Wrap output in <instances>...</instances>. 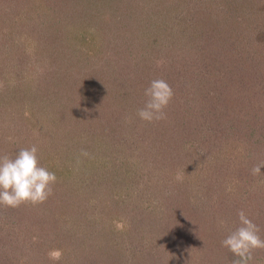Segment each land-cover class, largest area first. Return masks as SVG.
Masks as SVG:
<instances>
[{
  "label": "rangeland",
  "instance_id": "obj_1",
  "mask_svg": "<svg viewBox=\"0 0 264 264\" xmlns=\"http://www.w3.org/2000/svg\"><path fill=\"white\" fill-rule=\"evenodd\" d=\"M66 4L71 17H75V21L74 25H71L72 36L63 38L62 43L64 44H61L67 48L78 46L77 35H81L83 31L86 32L84 48L79 49V51L76 50L78 55L83 52L81 54L83 58L81 59L80 56V61L77 64L74 63L76 66L72 67L71 71L78 72L81 76L85 75L91 79L89 69L95 67L96 75L101 74L98 85L105 90L102 89L104 91L102 116L103 122L108 125V128L105 132H100V135L97 134L93 141L92 136L94 135L90 134L88 128L83 129V127H79L81 124L76 125L74 127L79 130L75 132V129L65 121L64 126L66 129L63 131L67 134L62 136H68V138L63 137L64 139H59V141L56 138L53 139L56 132L58 133L56 125L59 126L61 123L54 125L55 121L53 120L49 123L48 117L51 119L56 117L61 120L60 109H62L61 106L65 105V101L58 99V101L52 102L48 97H38L36 99L37 96L30 95L29 91H26L29 90L27 86L24 85L26 87L24 89L25 87L22 84L20 85L19 82L25 78L35 80L34 77H38L40 72L44 73L49 67L47 65L51 63L50 51L53 50L52 52L55 53L54 51L59 44L49 41L48 46L43 47L41 43L34 45V41L31 43L26 41L24 46H17L15 43V46H13L19 48L18 50L26 49V53H24L31 57L23 65L20 64L17 58L19 57L18 51L13 52L11 50L10 52L8 48L5 50V47L0 45L2 53L0 56V65H2L0 67V141L6 139L5 135L9 134L6 133L7 130L13 129L15 131L17 127L21 129L18 132L23 139H18L17 142V144H21L20 149L25 145L24 138H27L29 142L25 145L26 147L36 145L37 148H43L41 151H52L58 143L61 149L70 153L69 156L62 158L60 163V166L70 169L68 172L70 183L64 185L58 181L53 186V194H55L53 199H57V202L61 200L63 204L67 203L65 219L59 217V220L63 222L64 227L66 226V235L67 233L70 234L68 238L75 240L73 242L75 244H71V248L73 246L76 248L71 249L70 254L82 257L79 260L82 264H232L231 257L229 258V254L225 252L226 248L224 246L222 248L225 250L216 248V243L220 245L222 240L218 236L217 240H213L215 235L212 233L210 221L215 219V216L206 212L204 214L201 210L204 208L205 203L209 204L213 200L202 199L204 197L201 186L189 187L188 184L179 183L177 187L179 191H176L177 188H175L174 193L176 194L172 196L170 202L172 206L177 207L178 217L182 214L180 220H188L189 213L187 214L186 210H189L188 208L191 206L193 210L196 208L197 211L202 213H199L201 217L194 224L196 228L191 230L192 227L189 226L187 229L180 230L181 235L176 238L180 239L179 243H174L172 241L174 239H171V236L168 235L171 233L169 232L171 224L168 221L169 208L167 209L164 206L165 189L168 186L169 177L172 181H179L181 172L177 164L174 165V169L167 171L166 167H160V162L152 161L153 159L149 156L155 155L153 151L154 144H156L154 132L152 128L148 127L150 123L141 120L137 115L138 110L144 106L147 100L145 90L150 86L151 81L163 79L171 87L179 84L180 77L175 74L176 71L173 74L171 73L170 77L168 67L171 66L170 62L173 63L174 59L175 64L179 65L182 57L175 58L174 51L167 50L169 42L167 44V41H165L166 47L163 46V39H160L155 50L158 52V56L154 57L153 54L149 61L145 56L144 62L148 61L145 66L134 64L131 55L125 61H121L119 50L124 46L121 41L131 44V38L134 37L135 39L136 37L137 40V36L128 35L130 33L129 27L134 24L144 23L151 28L155 21L161 22L165 14H168L166 19L170 24L184 25L187 28L185 29L186 32H192L193 29L197 30V27H192L193 25L203 29L201 25L204 23L209 24L212 20L214 25L212 24L210 34L218 41L224 43L228 41L230 43L231 39H237L242 33L245 35L244 42L239 43L243 44L239 45L243 49L241 51L243 53H238L235 47H229L223 59H228L230 63H233V59L236 58L238 62L235 64L242 67L241 64L246 63L239 61L240 57L243 59L252 58L249 62L247 60L248 65L246 68L254 74L259 73L262 83H264V36L258 35L260 31L264 32V0H67ZM82 18L88 23L82 24ZM135 19L136 21H133ZM203 27L206 28L207 26ZM201 39L202 36L194 43ZM43 50L44 54H42ZM110 51H113L114 55L109 56ZM48 52L49 54H47ZM88 53L91 56L93 55L92 58ZM96 54L97 59L95 61ZM85 55L87 56L85 57ZM106 55H108V58L103 60L102 58H105ZM160 56L163 59L162 61L159 60ZM164 62H166V65L163 64ZM107 63L110 67L118 63L119 66L115 68L116 70L120 69L121 64H127V67L122 65V70L129 68V66L133 67L126 70L127 73L133 72L134 77L136 76L131 87L127 89L129 93L118 95V91L124 89L125 86H120L119 83L115 84L111 73L108 75L100 73V71L108 70ZM250 63L252 64L250 65ZM176 68L180 69L179 66ZM193 70H195L194 66H192ZM219 70H212L215 74V78H213L215 79V85H219L223 81L221 78H216L217 74H222L218 72ZM15 81L19 82L15 83ZM32 83L34 84L35 81H32ZM115 90H118L117 95H115ZM30 102H35L33 107H38L35 110L37 117L32 118L37 123L34 127L26 128L28 117L26 119L25 116L28 115H22V112L25 109L30 110ZM44 104L46 107L50 106L41 110ZM66 104L71 109L69 107L66 109L67 106L65 105L66 107L64 106L62 110L67 111L68 115H71L72 110L76 111L75 109H77V113L83 111L79 106H74L73 103L72 105ZM136 104H142V106H136ZM170 109L171 103L165 110L167 118L163 121L172 124L176 122L174 121L176 118H170ZM43 111L48 116L44 114V119L41 115ZM211 113H214V111ZM205 115H197L196 118H193L196 122H191L194 125L198 124L195 128L204 130V126L211 123L214 124L213 129L218 130L214 132L220 134L222 124H216L213 114L208 115L206 113ZM221 115L227 116L228 114L221 113ZM65 120H67V117ZM239 120L240 123H243L241 119ZM201 124L203 127L200 128ZM60 127H62V124ZM197 131H192L195 133L191 134L185 125L179 130H174L171 136L176 135V141L178 142L167 136L168 138L160 147L157 145L163 150V153L158 155L159 158L158 156L156 158L165 159V161L174 158L175 151L173 153L171 151L174 146H179L181 141H184L183 146L185 148L194 153L202 152L203 155H212L204 152L209 151V144H215L214 146H216V142L219 141L223 133L218 137L213 132H209L208 136H199ZM12 134H14L13 131ZM166 134L169 135V132L167 131ZM125 136L132 137V139H129L132 144L135 142L132 149L130 148L132 144L122 142ZM17 137L20 136L17 135ZM149 142L154 144L151 145ZM82 150H86L89 156L81 155ZM230 151L236 150L230 149ZM214 158L213 151V158L211 159ZM257 158H254L255 161L250 160L252 162H245L247 159L244 160V163L231 162V167L236 168L235 176L240 173L244 175V184H250V180L253 179L251 169L254 165L261 163V158ZM204 159L208 160L207 157H204ZM215 162L216 160H213L211 166L207 163V166H209L206 170L207 174H211V170L213 175H216L218 171V174L220 173L222 168L221 166H218L219 168L214 167ZM170 166L172 165L170 164ZM217 168L221 169L218 170ZM261 175L264 176V167L261 168ZM218 182H221V178ZM148 191L149 195L145 194ZM65 192L66 200L62 197ZM180 193L184 195H179ZM189 194H191L192 201L185 199ZM155 202L162 203L160 205L161 209L165 210L162 212L160 210V212L156 211L153 209L154 206L153 208L150 206L148 210L144 209V203L154 204ZM187 202L189 203L188 206L186 205ZM41 205L44 208L42 211L46 209L48 214L43 213L39 208L35 209V205L28 204L21 205L16 211L26 228L23 231L24 235L31 233L37 235L44 233L47 235L49 230L55 229L57 231L60 228L58 223H53L50 217V214H54L53 210L46 208L43 203ZM72 206L75 207L73 211ZM172 216H177V213ZM233 216L228 217L227 220L222 215L219 218L224 223L228 221L234 231L239 226V220L236 219V216L238 218L237 212L236 216ZM75 219L78 224L73 227L72 222ZM260 222V234L264 238V214ZM80 224L83 227H79ZM35 226H37V229L34 228ZM230 232L228 231L227 235ZM48 238L51 239L47 241L49 244L43 243L40 245L30 241L23 244L22 247L20 246L15 254H19L23 258L24 264H27L28 261V264H56L57 261L51 260L48 253L52 250L62 252L56 244L60 246L59 244L63 241L55 244L56 241L52 240V236ZM188 241L192 243L191 246L188 245ZM168 245L175 249L168 251ZM14 262L8 264L19 263V261ZM250 264H264V250H256L254 260Z\"/></svg>",
  "mask_w": 264,
  "mask_h": 264
},
{
  "label": "trees",
  "instance_id": "obj_2",
  "mask_svg": "<svg viewBox=\"0 0 264 264\" xmlns=\"http://www.w3.org/2000/svg\"><path fill=\"white\" fill-rule=\"evenodd\" d=\"M66 1L67 0H0V45L1 47H5V50L8 48V51L10 52L11 50L13 52L18 51L19 57L17 58L19 59L20 64L23 65V63L28 62L29 58L31 59V57L25 54L26 49L18 50L19 48L13 47L15 46L14 43L17 46H24L26 41L30 43L34 41V45L41 43L43 47L48 46L49 41L57 42L59 44L58 48H56L57 51H54L55 53L52 52L53 50L50 51L51 63L50 65H47L49 67L44 71V73L40 72L38 77H34L35 80H33V78H25L21 79L20 82L15 81V83L19 82V84H22V86L26 85L29 89L26 91H29V94L34 97L37 96L36 99H38V97H48L52 100V102L61 99L65 101L64 103L66 106V103L71 105L73 103L74 106L77 105L81 110H83L82 112L77 113V109H75L76 111L72 110L73 112L71 115H68L66 113L67 111L62 110L65 105L61 106V120L57 119L56 117L51 119L43 111L41 115L43 116L45 114L48 117L49 123L51 120H53L55 121L53 123L54 125L59 123L62 124V127H60L61 124H59V126L56 125L58 133L56 132V135L53 138L54 140L55 138L57 141H59V139H64L63 137L68 138V136H62L67 134L65 131H63L66 129L64 124L65 121H67V123H69L70 126L75 129V132H78L76 130H79L74 127L76 125L79 126L81 124L79 127H83V129L88 128L90 134L94 135L92 136V140L94 141V138L97 134L100 135V132H105L108 128V125H105L103 122L104 119L102 116V109L104 108L102 102L105 90L98 85L101 74L96 75L97 72L95 67H91L89 69L90 72L88 71L91 73L89 74V76H92L91 79L85 75L81 76L78 74V72L71 71L72 67L76 66L74 63L77 64V62L80 61V56L81 59L83 58L81 55L83 52L81 51L82 53L78 55L76 50L79 51V49L84 48L87 34L83 31L81 35H77V45H79L73 47L69 46L68 48H70V50H68L65 45H62L64 44L62 43L63 38H69L72 36L73 32L71 25H74L75 21V17H71ZM167 15L168 14H165L161 22L155 21L153 25L151 24V28H149L150 26L144 23L130 26V33L128 35L137 36L138 38L137 40L136 37L135 39L134 37L131 38V44L121 41L124 46H122V48L119 50V57L121 58V61H125L131 55L132 62L134 64L145 66L153 54L154 57L158 56V52L155 50L160 39L164 40L162 43L165 47V41H167V44L169 42V46H171L169 49V46L167 45V50H172V52L174 51L175 58L182 57L179 61V65L175 64L176 61L174 59V62H170L171 66L168 67L170 71V77L175 71V74L180 77L178 81L179 84L172 85L173 87H171L174 91V97L171 101L169 115L170 118L175 117L176 120L174 121L176 122L170 124L160 120L148 124V127L152 128L154 132V140L156 143L154 144L149 142L151 145L154 144L153 151L155 152L154 156L151 155L149 157L153 159L152 161H158L156 163L160 162V167H166L165 169L167 171L174 169V165L177 164L179 165L181 172L179 181H172L169 177V181L167 182L168 186L165 189L166 197L164 206H166L167 209L169 208L168 210L170 213L167 211L170 214L168 221L169 224H171L169 230L171 233L168 235L171 236V239H174L172 240L174 243H179L180 239L176 238L181 235L180 230H183V228L187 229L189 226L192 227L191 230L196 228L194 224H196L197 220H199L201 217L199 213L202 212H206L207 214L210 213V215L215 216V219L210 221L212 233L215 235L213 240H217V236L223 240L227 237L228 231H233V227L228 224V221L227 223H224L223 226H221L219 224V217L222 215L227 220L228 217H232L233 215L236 216V212L238 215L240 210H244V212L246 211L245 214L255 224H257L259 228H261L260 219L264 214V176H262L263 174L254 176L252 180L249 179L250 184L247 185L244 184V175L240 173L235 176L236 168L231 167V162L244 163L245 159H247L245 162H252L250 160L255 161V157H258L257 159L261 158L260 162L264 161V83H262L259 73L254 74L253 72H250L248 68H246L248 62L252 58L243 59L240 57L239 61L246 63L241 64L243 65L242 67L237 66L238 64H235L238 62V59L236 60V58L233 59V63H230V60L228 61V59H223L225 52L228 51L229 47H235V50L238 53H243L241 52L243 49L239 47V45L243 44L239 43L241 41L244 42L245 35L242 33L240 37L237 36V39H231L230 43L228 41L226 43L218 41L210 34L213 27L212 24L214 25V22L211 20L209 24L204 23L201 25L203 29L196 25L192 26L197 27L196 31L198 37L196 38L195 29H193L194 31L192 30V32H186V26H176L174 24H170L166 19ZM133 21H136V19ZM83 23L87 24L88 21L85 22V20L82 18V24ZM203 26L207 27L204 28ZM258 35L263 37L264 32L260 31V34ZM200 36H202V39L197 43H194L195 40L200 39ZM44 53L45 52L43 50L42 54ZM89 53L88 55L91 56ZM47 54H49V52ZM111 54L114 55V52L110 51L108 55L110 56ZM1 55L2 53L0 50V56ZM108 55L102 59L106 60ZM86 56L87 55H85V57ZM145 56L148 59L147 62H144ZM96 57L97 54L94 60L97 59ZM159 60H163L161 59V56ZM163 64L166 65V62ZM251 64L252 63H250V65ZM106 65H108V70L100 71V73H103V75H108L111 73L113 75V82H115V84L119 83L120 86H125V88L122 90H115V95H117V91L118 95L129 93L127 89L131 87L136 76L134 77L133 72L127 73L126 70H130L133 67L129 66V68L122 70V65H124L123 67H127V64H121L119 67L120 69L116 70L115 68L119 66L118 63L113 64V67H110L109 63ZM178 66L180 69L176 68ZM192 66L195 68L193 71ZM0 67H2V65H0ZM214 69H220L218 72L222 73L217 74L216 77L223 79L222 83L219 85L214 84L215 79L213 78H215V74H213L214 72L212 71ZM39 71H41V69H39ZM63 74L64 76H62ZM32 81H35V83L33 84ZM24 89H26V87ZM34 104L35 102H30V110L25 109L22 112V115H28L25 116V118L28 117L26 128L36 126L37 121L35 122L32 118L37 117L35 110L38 107H33ZM138 105L142 106V104H136V106ZM45 107L46 106L44 104V106L41 107V110H43ZM68 107L69 105L66 107V109H68ZM69 109H71V107H69ZM213 111L214 113H211ZM206 113L208 115L213 114L215 116L214 119L216 124H222L220 134H223L220 136L219 141L216 142V146H214L215 144H209V151L204 152L206 154L210 153L212 155H203L202 152L194 153L191 150L185 148V146H183L184 141H181L180 145L174 146L171 151V153L175 151L174 158H172L173 160L166 159L165 161V159H158L160 157L158 155L163 153V150L159 147L164 141H166L168 138L167 136L176 141L177 136H171V134L174 133V130L181 129L183 125H185L191 134L195 133L197 130H199L195 128V126L198 124L194 125V123L191 121L196 122L193 120V118H196L197 115L206 116ZM221 113H226L228 115L224 116L221 115ZM175 114L176 116H174ZM66 117L67 120H65ZM239 119H241L243 123H240ZM213 125L214 124L211 123L206 124L204 126V130L197 131L199 136H208L209 132H213L218 137L220 134L214 132L218 130H214ZM201 127H203L202 124L200 125V128ZM11 130L14 132V134H12ZM20 130L21 129L16 127L15 131L13 129H10L9 131L7 130L8 132L6 131V133L9 134H7L8 136L5 135L6 139H2L0 141V155H8L14 158L18 154L21 147L20 143L17 144L19 141L18 139L23 140L18 132ZM167 131L169 132V135L166 134ZM70 132H72V130H70ZM10 134H12V136H10ZM17 135L20 137L18 138ZM130 138L132 139V137L128 138L125 136L123 137L122 142L132 144L131 141H129ZM28 142L29 139L24 138L25 145H27ZM167 143L169 144V142ZM202 143L205 145L204 142ZM133 144L130 147L131 149L134 147ZM25 145H23L24 147L22 149L29 147H26ZM57 145L58 143L52 151H41L43 148H38V157L41 166L56 174L57 182L59 181L61 184L67 185L70 183V177L68 174L70 169L60 166V163L62 158L69 156L70 153L66 152L64 149H61L59 145L57 147ZM230 149H234L236 151H230ZM213 151L215 155L213 160H216L214 167L221 166L222 168H220L221 171L219 174V171L216 172V175H213L212 170L210 171L211 174H207L206 172V170H208L207 168H209L207 163L211 166V163L213 162L211 159L213 158ZM157 156L158 158H156ZM204 157H207L208 160H205ZM170 164L172 166H170ZM62 174L63 177L61 178ZM218 176L221 178V182H218L220 179L217 178ZM179 183L188 184L189 187L201 186V192L204 197L202 199L207 198V200H213V202L209 204L205 203L204 208L201 209L202 212L197 211L196 208L193 210L191 206L188 208L189 210H186L187 214L189 213V216L187 217L188 220H180L182 214H180L178 217L177 207L172 206L170 202L172 196L176 194L174 193L175 188L179 186ZM217 184L218 186L216 187ZM176 191H179V188H177ZM145 194L149 195V191ZM53 195L55 196V194L49 196L43 205L46 208L53 210L52 212L54 214H50V217L52 222H57L60 228L57 231L55 229L49 230L47 235L44 233L38 235L36 233L24 235L23 231L26 228L24 223L21 222L22 219H20L19 213H16L20 207L11 208L0 205V264H8L12 261H15L14 263L19 261L17 264H24L22 261L23 258L20 257L19 254H15L17 249L30 241L40 245L43 243L49 244L47 241H49L50 238L48 237L50 236H52V240L56 241L55 244L57 242L60 243L63 241L61 244H59L60 246L56 244V246L58 248L60 247L62 250V258L58 260L56 264H82V262H79L82 257L70 254V250L76 248L74 246L71 248V244L74 245L75 243L73 242L75 240H72V237V239L68 238L70 234L68 235L67 233L66 235V226L64 227L62 224L63 222H60L59 220V217H64L65 219V207L67 203L63 204V201L61 200L57 202V199H53ZM179 195L183 196L184 194L180 193ZM62 197L64 200H66V192L62 195ZM185 199L187 201H192L191 194H189V196L187 195ZM188 204L189 203L187 202L186 205L188 206ZM160 205H162L160 202H155L154 204L144 203V209L148 210L150 206H152V208L154 206L153 209L156 211L160 210L162 212L165 209H161ZM37 208H39L41 211L44 209L41 204L35 205V209ZM72 208L73 211L75 207L72 206ZM194 211L196 213H193ZM42 212L48 214L46 209ZM176 213L177 216H172ZM236 219H238L237 216ZM77 224L78 221L75 219L72 222V226H77ZM79 227H83L82 224H80ZM34 228L37 229V226ZM260 236L262 238L261 234ZM188 243L189 246L192 245L190 241H188ZM216 248H222V244L218 245V243H216ZM174 249V247L169 245L167 247L168 251H172ZM225 252L229 254V258L231 257L232 261L235 259L234 255L227 248ZM28 263L29 261L27 264Z\"/></svg>",
  "mask_w": 264,
  "mask_h": 264
},
{
  "label": "clouds",
  "instance_id": "obj_3",
  "mask_svg": "<svg viewBox=\"0 0 264 264\" xmlns=\"http://www.w3.org/2000/svg\"><path fill=\"white\" fill-rule=\"evenodd\" d=\"M147 100L137 112L138 117L146 122H155L167 118L166 109L174 97L171 86L163 79H154L145 90ZM81 155L87 157L89 153L82 150ZM264 161L251 169L253 176L261 174ZM57 182L54 172L41 166L38 157V148L20 149L13 158L0 155V205L18 208L23 204H42L53 194V186ZM239 226L231 231L221 241L235 257L232 264H250L254 260L256 250H264V238L260 236V228L244 212H238ZM219 224L223 226L224 221ZM62 253L52 250L48 256L58 261Z\"/></svg>",
  "mask_w": 264,
  "mask_h": 264
}]
</instances>
